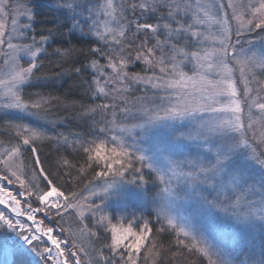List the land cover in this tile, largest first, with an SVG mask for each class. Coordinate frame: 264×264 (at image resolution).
Segmentation results:
<instances>
[{"label": "snow or ice", "instance_id": "6c2138e0", "mask_svg": "<svg viewBox=\"0 0 264 264\" xmlns=\"http://www.w3.org/2000/svg\"><path fill=\"white\" fill-rule=\"evenodd\" d=\"M29 2L0 0V264H264V0Z\"/></svg>", "mask_w": 264, "mask_h": 264}, {"label": "trees", "instance_id": "16d2710c", "mask_svg": "<svg viewBox=\"0 0 264 264\" xmlns=\"http://www.w3.org/2000/svg\"><path fill=\"white\" fill-rule=\"evenodd\" d=\"M23 2H26V4H28L31 7V3L29 2V0H24ZM33 2H36V0H33ZM38 2L41 3V5H46L47 0H38ZM51 19H52V14L48 11L46 7L42 6L39 9V14L36 17V22H35V31L37 32V34L40 33L46 34L47 29L52 27V24L50 23ZM56 46L57 45L53 44L50 48H48V52L50 53L52 51V48ZM44 63L45 65H48V59H45ZM70 83L71 81H68L65 84L64 88H60L59 91H57L56 89H52L51 91L55 92L57 95L62 94L67 90L68 84ZM45 151H47V149H45ZM153 193H155V189H153Z\"/></svg>", "mask_w": 264, "mask_h": 264}, {"label": "rangeland", "instance_id": "374dc122", "mask_svg": "<svg viewBox=\"0 0 264 264\" xmlns=\"http://www.w3.org/2000/svg\"><path fill=\"white\" fill-rule=\"evenodd\" d=\"M24 0H22L23 2ZM26 3V2H23ZM9 26H10V21H9ZM23 219V217L21 218ZM31 223V222H29ZM114 223L116 224V227L119 228L121 225L119 222L114 221ZM222 231L224 232L225 238L229 241V242H239L241 239H244L247 243V250L251 251L253 248L255 249V252L258 254L259 253V238L257 237L255 241H252L250 239H248L247 237H243L241 233H237L234 232L233 229L228 226L225 225L222 229ZM2 234V233H0ZM8 235H12L15 239L19 240V237H16L15 234L12 233H8ZM5 237L0 235V240H3Z\"/></svg>", "mask_w": 264, "mask_h": 264}]
</instances>
